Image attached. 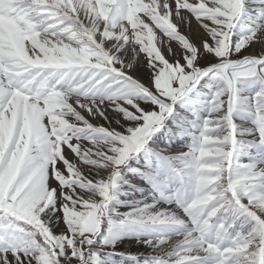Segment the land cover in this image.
<instances>
[{
  "label": "snow or ice",
  "instance_id": "6c2138e0",
  "mask_svg": "<svg viewBox=\"0 0 264 264\" xmlns=\"http://www.w3.org/2000/svg\"><path fill=\"white\" fill-rule=\"evenodd\" d=\"M113 254L264 264V0H0V264Z\"/></svg>",
  "mask_w": 264,
  "mask_h": 264
},
{
  "label": "rangeland",
  "instance_id": "374dc122",
  "mask_svg": "<svg viewBox=\"0 0 264 264\" xmlns=\"http://www.w3.org/2000/svg\"><path fill=\"white\" fill-rule=\"evenodd\" d=\"M145 199H151V194L147 189H140L135 191L128 190L127 185H123L121 189L116 193V197L113 203H120L122 209L129 206V203L140 202ZM128 202V203H123ZM147 230L144 229H126L115 231L110 235H101L107 239L116 238V249L117 252H145V248L140 241L147 239L151 235ZM101 237H98L99 240ZM104 255V253H101ZM107 264H140V261L143 260V257H138L137 260L129 259L126 256L113 254L106 257Z\"/></svg>",
  "mask_w": 264,
  "mask_h": 264
}]
</instances>
